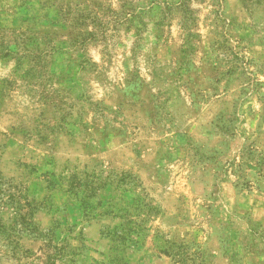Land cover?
Here are the masks:
<instances>
[{
    "label": "rangeland",
    "instance_id": "rangeland-1",
    "mask_svg": "<svg viewBox=\"0 0 264 264\" xmlns=\"http://www.w3.org/2000/svg\"><path fill=\"white\" fill-rule=\"evenodd\" d=\"M0 264H264V0H0Z\"/></svg>",
    "mask_w": 264,
    "mask_h": 264
}]
</instances>
